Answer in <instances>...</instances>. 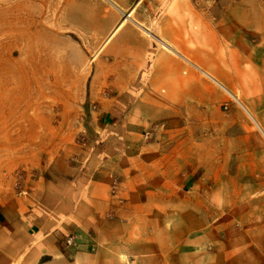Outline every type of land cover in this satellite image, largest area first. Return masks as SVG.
<instances>
[{
    "label": "rangeland",
    "instance_id": "1",
    "mask_svg": "<svg viewBox=\"0 0 264 264\" xmlns=\"http://www.w3.org/2000/svg\"><path fill=\"white\" fill-rule=\"evenodd\" d=\"M105 1L123 20L151 31L158 46L163 47L160 40L172 46L177 37L187 55L189 49L196 52V74L216 98L199 104L193 117L181 118V125L195 129L197 142L204 143L198 154L203 152L209 162L204 168L213 173L193 185L202 195L197 202L208 208L212 229L206 236L207 264H237L232 256L221 263L219 253L212 252L220 239L235 238L240 224L264 225V0ZM70 7V0H0V193L6 198L21 194L38 200L41 195H29L27 188L48 180L53 198L68 191L71 206L82 190L73 180L80 159L87 157L82 148L105 142L100 134L85 132L90 110L96 109L87 102L85 80H79L103 38L78 29L95 24L85 6ZM126 13L130 17L124 19ZM97 24L102 35L110 29L107 21ZM126 34L121 27L112 38ZM145 134L134 136L139 142L150 140ZM188 190H181L180 200L194 199ZM109 191L120 200L118 182H111ZM173 216L164 219L168 227ZM71 242L69 236L65 244ZM183 249L187 255L190 248Z\"/></svg>",
    "mask_w": 264,
    "mask_h": 264
},
{
    "label": "crops",
    "instance_id": "2",
    "mask_svg": "<svg viewBox=\"0 0 264 264\" xmlns=\"http://www.w3.org/2000/svg\"><path fill=\"white\" fill-rule=\"evenodd\" d=\"M109 3L70 0V9L74 5L88 9L93 23H110L105 35L98 24L87 29L78 26L103 38L87 74L79 80H85L87 102L96 109L90 110L85 132L100 134L105 142H88L82 148L87 157L80 159L73 179L82 190L71 206L68 191L53 198V183L48 180L25 186L29 195H41L38 200L0 193V264L208 262L206 236L212 230L208 208L197 202L202 195L193 185L211 179L213 173L204 168L209 162L203 152L198 154L204 143L197 142L193 127L181 125V118L193 117L199 104L216 97L198 78L193 64L196 52L189 49L192 56L187 55L184 41L173 37L172 46L162 40L163 47L158 46L151 31L123 20ZM121 27L127 28V34L115 41L112 37ZM105 89L112 96L99 94ZM108 118L124 120L113 124ZM142 133H149L151 139L137 141L134 135ZM111 182L123 189L119 201L110 194ZM186 187L194 199L180 200ZM169 214L174 215L170 227L164 221ZM236 235L215 245L219 248L212 253H219L221 263L232 256L237 264H264V225L242 223ZM69 236L72 242L66 245Z\"/></svg>",
    "mask_w": 264,
    "mask_h": 264
},
{
    "label": "built area",
    "instance_id": "3",
    "mask_svg": "<svg viewBox=\"0 0 264 264\" xmlns=\"http://www.w3.org/2000/svg\"><path fill=\"white\" fill-rule=\"evenodd\" d=\"M148 136H149V133H146V134H145V137L148 138ZM70 241H71V239H68V240H67V243H70Z\"/></svg>",
    "mask_w": 264,
    "mask_h": 264
},
{
    "label": "bare ground",
    "instance_id": "4",
    "mask_svg": "<svg viewBox=\"0 0 264 264\" xmlns=\"http://www.w3.org/2000/svg\"><path fill=\"white\" fill-rule=\"evenodd\" d=\"M128 17H130V13H126L125 16H124V19L128 18Z\"/></svg>",
    "mask_w": 264,
    "mask_h": 264
}]
</instances>
